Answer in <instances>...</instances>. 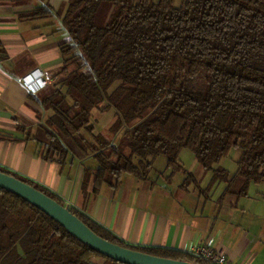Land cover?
Masks as SVG:
<instances>
[{"label":"trees","instance_id":"1","mask_svg":"<svg viewBox=\"0 0 264 264\" xmlns=\"http://www.w3.org/2000/svg\"><path fill=\"white\" fill-rule=\"evenodd\" d=\"M69 0L61 24L62 64L36 101L49 110L44 120V158L60 165L74 152L92 157L81 185L116 187L123 174L148 180L164 156L182 170V189L196 185L182 169L179 152L190 145L211 170L209 182H224L218 203L248 194L264 182V0ZM38 5L22 13L42 18ZM115 83V86H111ZM114 110L112 137L94 131V109ZM193 135V138L190 137ZM68 140L69 142H67ZM239 148L236 170L214 167ZM74 150V152H73ZM76 215L98 236L150 255L206 264L187 252L131 245L44 185L0 165ZM264 198V191L261 192ZM93 259L98 262L92 261ZM0 264H124L81 242L43 211L0 188Z\"/></svg>","mask_w":264,"mask_h":264},{"label":"crops","instance_id":"2","mask_svg":"<svg viewBox=\"0 0 264 264\" xmlns=\"http://www.w3.org/2000/svg\"><path fill=\"white\" fill-rule=\"evenodd\" d=\"M68 2L0 0V165L44 185L64 205L82 211L131 245L188 253L211 242L234 263L264 264V240L251 234L252 222L234 224L221 218L246 215L251 209L248 201L240 208L226 199L222 203L214 200L211 207L207 201L200 205L199 192L204 187L197 179L196 185L182 189L180 183L158 185L150 176L141 180L128 174L121 176L116 187L101 184L93 192L91 184L85 190L81 185L89 156L73 150V160L64 165L43 157L44 120L50 112L35 98L46 88L28 91L21 79L33 80L38 68L53 78L59 69L60 44L69 38L61 24ZM38 5L49 6L52 13L42 18L20 17ZM204 196L212 200L210 190Z\"/></svg>","mask_w":264,"mask_h":264},{"label":"rangeland","instance_id":"3","mask_svg":"<svg viewBox=\"0 0 264 264\" xmlns=\"http://www.w3.org/2000/svg\"><path fill=\"white\" fill-rule=\"evenodd\" d=\"M181 0H175L174 4L179 6ZM115 83L111 86L113 88ZM90 120L94 125V131L101 132L107 137H112L109 134L108 128L114 120V110H100L94 108L91 111ZM193 138V135L190 137ZM69 142L68 140H66ZM240 155L239 148H231L226 154L214 164V167L221 166L225 168L228 173L232 174L236 170V160ZM85 164L90 165L93 163V166L96 165L95 160L92 157H88L85 160ZM179 163L183 170L187 172H192L195 178L199 181V184L202 187L208 184L210 176L212 174L211 170H205L201 164L195 159L193 152L190 149V145L188 144L186 147L182 148L179 152ZM125 176V174H123ZM150 177L153 179H157L158 185H165L167 182L169 185L181 184L183 179L185 178V173L182 170H177L176 172L172 170L171 167L166 165V160L164 156H158L154 162L152 169L150 170ZM167 177V178H166ZM169 177V178H168ZM165 178V179H163ZM169 179V180H168ZM181 180V181H179ZM193 184H191L192 187ZM224 182H216L210 189V193L212 195V200L205 199L204 193L207 191L199 192L200 193V205L207 201V206L211 207L214 200H216L222 189L224 188ZM203 189V188H201ZM198 190V188H197ZM201 191V190H200ZM264 191V182H251L248 188V196H240L238 198H234L228 196L225 202H236L239 208L243 205L244 201H248L250 204V212H246L247 214L244 216L226 214L221 215V218L225 221L234 222V224H248L250 221L252 222L251 234L257 235L260 239L264 240V198H262L261 192ZM198 192V191H197ZM158 194V193H157ZM212 202V203H211ZM218 202V201H217ZM92 261L98 262V260L93 259Z\"/></svg>","mask_w":264,"mask_h":264},{"label":"water","instance_id":"4","mask_svg":"<svg viewBox=\"0 0 264 264\" xmlns=\"http://www.w3.org/2000/svg\"><path fill=\"white\" fill-rule=\"evenodd\" d=\"M0 188L21 197L37 207L78 240L110 259L124 264H195L183 260L150 255L112 243L95 234L67 207L12 175L0 172Z\"/></svg>","mask_w":264,"mask_h":264},{"label":"built area","instance_id":"5","mask_svg":"<svg viewBox=\"0 0 264 264\" xmlns=\"http://www.w3.org/2000/svg\"><path fill=\"white\" fill-rule=\"evenodd\" d=\"M52 80V77L44 69L38 68L35 70L33 80L21 79V82L28 91L35 92L36 89L47 86ZM188 253L200 258L206 264H237L232 262L222 249L214 247L211 242L196 246Z\"/></svg>","mask_w":264,"mask_h":264}]
</instances>
